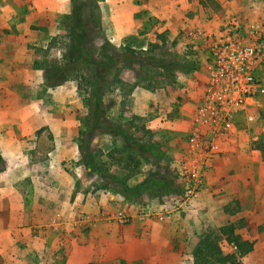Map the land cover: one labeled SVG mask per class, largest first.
Wrapping results in <instances>:
<instances>
[{
	"label": "rangeland",
	"instance_id": "1",
	"mask_svg": "<svg viewBox=\"0 0 264 264\" xmlns=\"http://www.w3.org/2000/svg\"><path fill=\"white\" fill-rule=\"evenodd\" d=\"M81 2L84 28L75 36L81 35L87 58L104 63L131 48L142 61L115 63L99 120L90 108V73L80 58L67 63L73 0H0V171L3 153L17 160L24 152L21 162L39 164V173L51 164L55 184L44 187L58 197L56 210L70 208L69 216L55 214L39 226V264H128L121 248L133 239L134 246L156 247L154 258L137 264H194L193 252L208 231L218 235L225 255H238L219 233L231 224L255 243L240 263L264 264V100L252 112L254 122L246 112L220 139V151L205 167L206 186L191 202L178 175L207 61L205 52L185 48L184 35L234 18L264 25V0H161L154 9L144 8L143 0ZM152 58L195 62L196 69L177 70L171 79L144 63ZM47 71H65L70 79L49 88ZM86 145L91 167L82 153ZM240 153L251 169L235 186L223 165ZM214 170L221 179L209 189Z\"/></svg>",
	"mask_w": 264,
	"mask_h": 264
},
{
	"label": "built area",
	"instance_id": "2",
	"mask_svg": "<svg viewBox=\"0 0 264 264\" xmlns=\"http://www.w3.org/2000/svg\"><path fill=\"white\" fill-rule=\"evenodd\" d=\"M184 40L190 52H205L206 80L202 100L193 115L184 158L178 175L186 186L188 201L207 183L210 156L220 151L235 121L264 100V25L245 24L240 19L221 21L214 29H194Z\"/></svg>",
	"mask_w": 264,
	"mask_h": 264
},
{
	"label": "crops",
	"instance_id": "3",
	"mask_svg": "<svg viewBox=\"0 0 264 264\" xmlns=\"http://www.w3.org/2000/svg\"><path fill=\"white\" fill-rule=\"evenodd\" d=\"M143 1L144 8L154 9V4L161 0ZM174 4V1H171V6ZM15 60L17 62V55H15ZM187 106L189 107L187 108L188 113L192 114L194 104L189 102ZM190 127L188 131H190ZM12 148L14 149L13 153L18 154L17 149L19 150V148L16 149L13 145ZM23 156L26 157L24 152H19L16 156L18 159L15 160L8 153L1 155L4 160L2 167L5 170L0 171V264H39V239L41 236H39V226L42 225L45 218L55 214L64 216L70 214V208L65 204L63 209H60L62 211H58L61 204L59 199L57 200L58 197L52 192L53 189L44 187L52 183L55 184V179L51 176L54 166L51 167L50 164L46 170L42 167L39 173V164L23 160L21 162ZM233 157L228 158V162H225L223 168L226 169L227 177H233L231 183L240 186V179H243V175L247 172L249 173L251 166L242 153L237 158ZM173 167L171 166L172 170ZM240 167L241 170H239ZM223 168L221 171L224 177ZM46 173L50 175H45ZM208 179L211 184L209 189H211L216 188V179L220 180L221 178L219 172L216 173L214 170L210 172ZM41 185H43V189L41 188L42 190L39 192ZM55 190L58 191L59 187ZM235 194L233 193V195ZM133 240L135 242L132 241V244L123 245L121 248L120 257L126 263L137 264L140 259L146 262L148 258H154L152 255L156 249L155 245L147 243L149 248H140L133 245L138 243V240ZM150 248L151 251H149Z\"/></svg>",
	"mask_w": 264,
	"mask_h": 264
},
{
	"label": "trees",
	"instance_id": "4",
	"mask_svg": "<svg viewBox=\"0 0 264 264\" xmlns=\"http://www.w3.org/2000/svg\"><path fill=\"white\" fill-rule=\"evenodd\" d=\"M68 21L72 23L73 36L78 33V29L84 28L85 22V8L81 0H73V7L71 15L68 16ZM85 44L81 40V35L72 38L70 45V55L68 56L69 61L67 63H72L74 60L80 58L82 59L86 71L90 73L91 78V113L95 120H99L103 113V88L106 86V78L110 74V71L115 67L117 63L125 61L131 64H142V61L135 59L137 52L131 48H126L127 52L123 54L110 55L107 57V61L104 63H99L96 60L86 57V52L84 50ZM81 61H76L79 63ZM116 63V64H115ZM148 65L152 67L162 69L168 78L174 79L175 72L181 70L183 72H191L195 70V62H187L182 64L180 62L159 60L156 58L148 59ZM59 71V69H57ZM57 71H47L46 85L49 88H56L62 84V79H68V74L62 71V74L56 75ZM70 79V77H69ZM68 79V80H69ZM87 143V142H84ZM83 150L84 157L88 158L87 165L89 167L93 164V158L91 157V152L89 150V145ZM149 150L151 147H148ZM161 181L157 184L160 185ZM236 226L234 224L221 227L219 233L225 237L228 244L234 245L238 252L236 254L225 255L221 246L219 245L217 239L218 235L214 231H208L200 239L197 247L193 252L194 264H241L239 261L240 257L250 254L254 250L255 243L249 240H244L241 236L236 233Z\"/></svg>",
	"mask_w": 264,
	"mask_h": 264
}]
</instances>
